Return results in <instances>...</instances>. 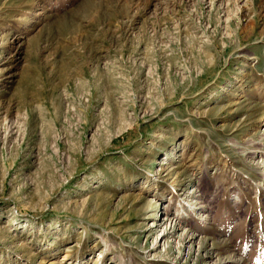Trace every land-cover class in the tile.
<instances>
[{"label": "rangeland", "instance_id": "obj_1", "mask_svg": "<svg viewBox=\"0 0 264 264\" xmlns=\"http://www.w3.org/2000/svg\"><path fill=\"white\" fill-rule=\"evenodd\" d=\"M0 264H264V0H0Z\"/></svg>", "mask_w": 264, "mask_h": 264}, {"label": "bare ground", "instance_id": "obj_2", "mask_svg": "<svg viewBox=\"0 0 264 264\" xmlns=\"http://www.w3.org/2000/svg\"><path fill=\"white\" fill-rule=\"evenodd\" d=\"M198 192V189L197 188H193V189H191V191H189V194H188V196L189 197H192L193 195H196V193ZM189 206H191L190 204H189ZM157 208H158V206H157ZM166 208V207H165ZM159 212H157L156 214H154L153 216H152V218L154 219V221L155 222H152L150 225H149V228H157V227H162L161 228V230H160V235H162L161 236V239H163L165 236H167V234H168V232H167V226H165V224H166V217H162V215H159L158 214ZM166 214V213H165ZM169 222V221H168ZM165 227V228H164ZM171 230V229H170ZM164 240V239H163ZM165 241V240H164ZM159 243V242H158ZM158 245V244H157ZM162 245V244H161ZM120 259H122L121 257H120Z\"/></svg>", "mask_w": 264, "mask_h": 264}]
</instances>
